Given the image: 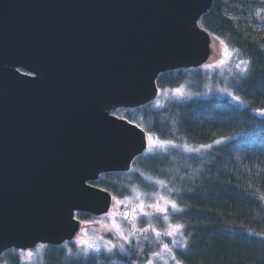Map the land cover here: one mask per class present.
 <instances>
[{
	"label": "water",
	"instance_id": "95a60500",
	"mask_svg": "<svg viewBox=\"0 0 264 264\" xmlns=\"http://www.w3.org/2000/svg\"><path fill=\"white\" fill-rule=\"evenodd\" d=\"M212 5L0 0V254L74 241L77 213L109 210L91 182L129 171L149 139L104 110L147 105L161 73L205 63L212 37L194 25Z\"/></svg>",
	"mask_w": 264,
	"mask_h": 264
},
{
	"label": "trees",
	"instance_id": "16d2710c",
	"mask_svg": "<svg viewBox=\"0 0 264 264\" xmlns=\"http://www.w3.org/2000/svg\"><path fill=\"white\" fill-rule=\"evenodd\" d=\"M198 25L227 47L232 63L247 62L241 64L247 71L229 66L224 78L203 67L161 73L154 101L113 111L153 137L147 151L129 171L103 173L91 184L132 205L137 194H156L164 181L166 196L184 209L171 215L187 239L176 253L181 264H264V0H213ZM211 80L227 85L243 105L169 95L184 86L197 93ZM157 139L172 143L158 147ZM185 145L211 147L188 152ZM76 217L89 223L97 216ZM83 242L10 249L0 264H147L151 251L132 249L128 257L116 245L97 252Z\"/></svg>",
	"mask_w": 264,
	"mask_h": 264
},
{
	"label": "rangeland",
	"instance_id": "374dc122",
	"mask_svg": "<svg viewBox=\"0 0 264 264\" xmlns=\"http://www.w3.org/2000/svg\"><path fill=\"white\" fill-rule=\"evenodd\" d=\"M194 28L201 29L198 25V21L195 22ZM221 61H224L221 63ZM231 54L228 52V55L225 54V46L219 42L218 40L212 38L211 39V54L209 59L203 63L199 67L212 69V70H220V75L224 78L225 73H223V69H228L229 66H233L234 70L238 71L240 68L236 67L235 63H232ZM231 64V65H230ZM18 73L21 75L27 76H36L27 71H21L18 69ZM215 81L206 82L205 87L197 92H191L188 87L184 86L180 88V93L177 91H172L169 93L171 96L174 95L175 98L184 99L187 97H220L227 98L235 104L243 105L239 100L234 99L236 97L231 89L228 88L227 85L219 83ZM115 109H106L104 110L106 113L113 115V111ZM114 116V115H113ZM171 144H167L166 146H170ZM165 146V147H166ZM191 147V146H188ZM184 148L185 151H187ZM195 148V147H191ZM199 148L200 151L203 149ZM190 152V151H188ZM197 152V151H191ZM199 152V151H198ZM159 192L156 194H141L136 203L132 205H128L125 202L117 201L115 199L112 200L111 207L109 210L101 215H96L97 217L89 223H81L76 231V236L74 238V242L81 243L82 241H89L92 244L99 246V248L107 247L110 248L112 246H117L119 250L125 256L132 255V249L135 252H142L143 249L148 248L150 251L148 258L145 260L147 264L149 261L152 264H176V260L172 259L173 255H177L176 253L182 251L186 248L187 239L184 234V229H182L181 233L176 234L175 236H168L164 233L169 230V225H176L171 221V215L174 211L171 206H168L167 216L168 219H164L163 213H156L154 209L148 207V205L159 203L161 205L164 204V201L160 200V197L163 196L170 200L168 196H166V191L164 189V184L161 185L158 183ZM143 201L145 204L144 212L151 213V215L145 216L139 210V204ZM171 201V200H170ZM113 205L115 207H113ZM126 206V207H125ZM135 217V219L133 218ZM114 224L120 226V231H118ZM145 229H147L145 231ZM159 231L161 235L159 237L156 236V231ZM127 237V239H125ZM147 242L148 245H147ZM168 244L172 249V252H167L163 245ZM28 251V250H22ZM155 253H160L159 256L154 255Z\"/></svg>",
	"mask_w": 264,
	"mask_h": 264
},
{
	"label": "snow or ice",
	"instance_id": "6c2138e0",
	"mask_svg": "<svg viewBox=\"0 0 264 264\" xmlns=\"http://www.w3.org/2000/svg\"><path fill=\"white\" fill-rule=\"evenodd\" d=\"M225 54L228 55L227 47H225ZM223 62H224V61H221V63H223ZM241 64H245V65H246L247 62H245V61H241V63H238V64L236 65V67H237V68H241ZM241 71L246 72V71H247V67L241 68ZM176 91H177V93H180V89H176ZM234 99L239 100L240 98H239V97H234ZM148 139H149L150 141H152V140H153V137H152V136H149ZM170 143H172V142H171V141H162V140H158V139L155 141V145L158 146V147H165L167 144H170ZM216 143L219 144V143H221V141L217 140ZM201 147H211V145H207V146H203V145H202ZM185 149H186L187 151H190V152H191V151H197V152L200 151L199 148H191V147H188L187 145H185ZM158 183H160L161 185H163V184H164V181H158ZM140 195H141V194H137L138 198H139ZM160 200L164 201V204H163V205H161V204L159 203V201H158L157 203H154V204L148 205V207L154 209V211H155L156 213H163V214H165V215H164V219H165V220L168 219L167 212H168V206H169V205L171 206V208H172L174 211H177V212H183V211H184V209H183V208H180V207L176 204L175 201H170V200H168L167 198H165V197H163V196L160 197ZM144 208H145V204L143 203V201H141V203L139 204V210H140V212H141L143 215H145V216L151 215V213L144 212ZM133 218L135 219V217H133ZM113 227H115L118 231H120V226H119V225L114 224ZM183 227H184V226H183V225H180V224H176V225H172V224H170V225H169V230H168L167 232H165L164 234H165V235H168V236H175L176 234L181 233ZM146 230H147V229H145V231H146ZM153 231H156V230L153 229ZM160 235H161V233H160L159 231H156V236L159 237ZM125 239H127V237H125ZM83 243H84L85 245H87V247H88L89 249H91V250H93V251H97V252L100 251L99 246H97V245H95V244H92V243H90V242H88V241H84ZM163 247H164V249H165L167 252H169V253L172 252V249L169 247L168 244H164ZM29 255H31V253H29ZM154 255L159 256L160 253H155ZM172 259H173V260H176V264H181V262L176 258L175 255L172 256ZM149 264H152V262L149 261Z\"/></svg>",
	"mask_w": 264,
	"mask_h": 264
}]
</instances>
